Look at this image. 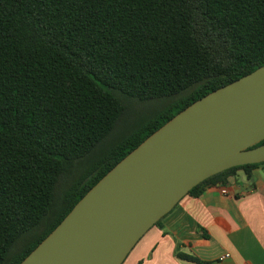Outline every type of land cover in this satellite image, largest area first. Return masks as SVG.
Segmentation results:
<instances>
[{
  "label": "trees",
  "instance_id": "16d2710c",
  "mask_svg": "<svg viewBox=\"0 0 264 264\" xmlns=\"http://www.w3.org/2000/svg\"><path fill=\"white\" fill-rule=\"evenodd\" d=\"M262 66L264 0H0V264L174 116Z\"/></svg>",
  "mask_w": 264,
  "mask_h": 264
},
{
  "label": "water",
  "instance_id": "95a60500",
  "mask_svg": "<svg viewBox=\"0 0 264 264\" xmlns=\"http://www.w3.org/2000/svg\"><path fill=\"white\" fill-rule=\"evenodd\" d=\"M264 66L204 96L112 168L20 264H123L205 180L264 163ZM256 146V147H255Z\"/></svg>",
  "mask_w": 264,
  "mask_h": 264
},
{
  "label": "crops",
  "instance_id": "0c3cea01",
  "mask_svg": "<svg viewBox=\"0 0 264 264\" xmlns=\"http://www.w3.org/2000/svg\"><path fill=\"white\" fill-rule=\"evenodd\" d=\"M222 190L227 193L223 194ZM224 255L228 258L220 260ZM264 264V164L187 195L123 264Z\"/></svg>",
  "mask_w": 264,
  "mask_h": 264
},
{
  "label": "built area",
  "instance_id": "2783aa9c",
  "mask_svg": "<svg viewBox=\"0 0 264 264\" xmlns=\"http://www.w3.org/2000/svg\"><path fill=\"white\" fill-rule=\"evenodd\" d=\"M222 193H223V194H226L227 191H226V190H222ZM228 257H229V255H224V256H222V257L220 258V260H224V259H226V258H228Z\"/></svg>",
  "mask_w": 264,
  "mask_h": 264
}]
</instances>
